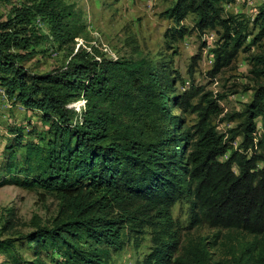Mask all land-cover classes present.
I'll return each instance as SVG.
<instances>
[{
    "label": "trees",
    "instance_id": "trees-1",
    "mask_svg": "<svg viewBox=\"0 0 264 264\" xmlns=\"http://www.w3.org/2000/svg\"><path fill=\"white\" fill-rule=\"evenodd\" d=\"M21 1L15 16L0 20V87L47 128L34 133L26 126L12 130L14 145L5 150L10 178L3 185L41 188L57 196L63 217L51 228L35 218L36 230L26 237L35 250L33 260L17 254L16 239L0 240V253L11 255L10 264H109L97 244L123 248V226L109 218L112 209L127 204L146 205L161 219L154 231L155 246L142 264H173L180 237L169 234L170 212L182 199L191 203L197 225L228 231V244L235 235H241V243L246 240L240 254H234L238 264H263L264 133L258 136L256 120H264V54L251 59L257 85L253 100L230 119L242 123L220 133L214 120L223 114L221 99L197 87L175 94L178 76L173 77L162 58L96 61L83 50L49 72H32L21 64L31 58L32 44L42 39L30 29L32 18L47 19L61 43L74 40L76 28L64 5L41 0L29 6L31 0ZM225 1L232 2L177 0L170 9L178 26L167 32L172 43L186 36L182 22L190 14L202 31L222 29L224 43L213 50L215 74L230 67L241 50L249 52L251 45L264 40V3L255 19L259 33L247 45L253 35L249 23L238 16L224 17ZM80 100L82 112L73 106ZM173 108L196 114L197 123L187 128ZM238 137L242 143L234 149ZM125 213L127 221L135 220ZM89 243L92 247H84ZM205 246L191 260L181 256L179 264H213Z\"/></svg>",
    "mask_w": 264,
    "mask_h": 264
},
{
    "label": "rangeland",
    "instance_id": "rangeland-1",
    "mask_svg": "<svg viewBox=\"0 0 264 264\" xmlns=\"http://www.w3.org/2000/svg\"><path fill=\"white\" fill-rule=\"evenodd\" d=\"M40 1L31 0L27 5L32 6ZM53 1L64 5L72 13L69 23L72 28H76L75 38L61 43L54 37L47 19L40 15L33 17L30 29L34 36L42 39L30 47L29 53H33L31 58L21 61L32 72H49L65 65L73 55L83 50L89 52L96 61L126 59L136 62L147 58H162V61L168 62L173 77L178 76V80L175 78L173 83L175 94L182 95L191 87H197L212 92L215 98L221 99L223 114L214 120L220 133L227 134L242 123L240 118L234 121L230 119L242 114L246 105L253 100L257 85L251 73V59L255 55L264 54V40L255 46L251 45L249 52L241 50L230 67L215 74L213 50L224 43L221 39L222 29L202 31L196 27L195 14H190L182 22V26L188 30L186 36L177 43L170 42L167 39L168 30L178 27L175 19L170 17V9L177 0ZM23 3L21 0L0 1V20L6 21L15 16L16 7H21ZM263 3L264 0H232L223 4L224 17L238 16L249 23L250 33L253 35L248 37L247 45L259 33L260 24L257 25L255 19ZM73 106L78 112H82L84 102L80 100ZM172 110L187 128L197 123L196 114L178 108ZM256 122L260 136L264 133V120L258 118ZM18 126H26L31 133L47 128L37 117H33V113L6 97L5 91L0 87V240L16 239L17 254L25 260H33L35 250L29 247L26 237L36 230L35 218L40 219L42 226L53 227L54 222L63 217L62 202L57 196L41 188L3 185V181L10 178L6 169L9 154L5 150L14 145L12 130ZM27 133L26 131L25 134ZM241 143L242 138L238 137L233 144L234 149H239ZM241 153L251 157L250 153ZM229 154L230 152L222 160H227ZM16 159L22 161L19 153ZM262 166L259 164L258 168ZM126 211L135 216L133 222L127 221ZM154 215L143 204H127L125 209H112L109 219L119 221V226H123V248L114 250L108 245L97 244L98 251L105 253L109 264H142L155 246L154 231L161 227V219ZM170 216L172 231L169 234L180 237L173 264H179L181 256H184L185 261L191 260L195 253L203 249V245L211 253L208 257L213 264H238L234 254L239 255L241 247L246 243V240L241 243V235H235L237 239L228 244L224 239L228 231L213 229L206 223L197 225L198 222L193 219L191 203L187 199L178 201L172 207ZM90 244L92 247V243L83 245L89 247ZM42 257L49 259L45 252ZM11 261V255L0 253V264H10Z\"/></svg>",
    "mask_w": 264,
    "mask_h": 264
}]
</instances>
